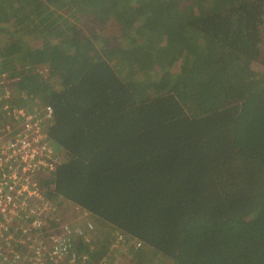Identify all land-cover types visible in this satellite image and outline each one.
I'll list each match as a JSON object with an SVG mask.
<instances>
[{
  "label": "trees",
  "instance_id": "trees-1",
  "mask_svg": "<svg viewBox=\"0 0 264 264\" xmlns=\"http://www.w3.org/2000/svg\"><path fill=\"white\" fill-rule=\"evenodd\" d=\"M63 10L114 27L117 46ZM263 32L264 0H0V67L15 84L0 89V128L53 109L40 123L59 152L47 197L83 229L77 255L264 264Z\"/></svg>",
  "mask_w": 264,
  "mask_h": 264
},
{
  "label": "built area",
  "instance_id": "built-area-1",
  "mask_svg": "<svg viewBox=\"0 0 264 264\" xmlns=\"http://www.w3.org/2000/svg\"><path fill=\"white\" fill-rule=\"evenodd\" d=\"M8 77L0 67L4 96L10 93L4 89L15 86L14 79L8 81ZM38 111L24 114L21 110L20 126L11 123L16 129L9 125L0 128V264H57L58 260L85 264L89 257L73 250L75 234L83 236V229L63 224L60 209L47 197L44 180L55 168L59 152L40 131V123L52 119L53 109L45 106ZM87 227L93 229L91 223ZM120 241L125 242L123 238Z\"/></svg>",
  "mask_w": 264,
  "mask_h": 264
},
{
  "label": "rangeland",
  "instance_id": "rangeland-1",
  "mask_svg": "<svg viewBox=\"0 0 264 264\" xmlns=\"http://www.w3.org/2000/svg\"><path fill=\"white\" fill-rule=\"evenodd\" d=\"M55 8V6H54ZM73 8H71L72 10ZM61 14H63L66 18H68V20L70 21V24L72 25H76V27L81 31L79 33H83L84 36H87V37H91L93 34H97L99 36H101L102 38L104 37L105 39L103 41H106V45H105V48H110V47H116L117 44H118V39H117V35H116V29L114 27H110L109 25H102V24H98L96 22H93L91 21V19L89 18V16H86L84 17L83 15L84 14H80V15H76L77 13L75 12H72V11H66V10H63L60 12ZM263 35H264V32H263ZM103 45H99V44H96V47L99 49H101ZM31 47H32V50L34 49H37V48H42V42L41 41H37L36 43H31ZM263 50H264V46H263ZM179 62V61H178ZM0 66H1V63H0ZM175 68L174 69H171L173 72H180L181 70V67H182V64L181 62H179V65H175L174 66ZM47 67H38V70L40 74H42L43 76L46 77V69ZM157 69V68H156ZM255 71L257 74H262L263 71H264V67L262 66H257L255 67ZM149 75V74H148ZM141 76V75H140ZM18 98V97H17ZM17 98L15 96V98L13 97L12 99V106H16L15 108H17L16 110L20 109L21 107H18L16 105L17 103ZM2 96H0V101H2ZM0 117H2V114H3V111H2V105L0 104ZM6 108V107H5ZM4 108V109H5ZM32 107L31 106H27L25 109H21L24 114H32L30 109ZM20 110V112H21ZM35 111H33V114L36 112L37 108L34 109ZM18 112V111H16ZM19 112V113H20ZM19 117L16 116V120L18 119ZM7 125L11 126L12 128H14L13 125H11V122L7 121ZM16 129V127L14 128ZM1 139V138H0ZM62 155V154H60ZM46 182V180H44ZM45 185L47 186V183H45ZM54 201V200H53ZM55 204H57L58 206V209L59 208V202L58 200L54 201ZM70 211H73V209H69ZM61 212V217L65 218L67 213L66 211L64 210H60ZM68 214H72L74 215V218L76 219L77 217H81V221L82 222V226L84 225L86 219L89 217L87 214H85V211L83 213H81L79 210H76V212L72 213V212H68ZM35 248V247H34ZM28 255V253H27ZM89 259V258H88ZM162 263L161 264H166L168 263L169 261H165L163 259H161ZM56 264V263H55ZM57 264H62L61 261L58 260V263ZM85 264H89V261H87Z\"/></svg>",
  "mask_w": 264,
  "mask_h": 264
}]
</instances>
